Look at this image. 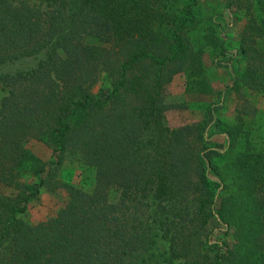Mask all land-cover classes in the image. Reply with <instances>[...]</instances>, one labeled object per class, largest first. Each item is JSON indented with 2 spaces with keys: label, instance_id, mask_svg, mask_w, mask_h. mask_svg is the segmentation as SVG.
<instances>
[{
  "label": "trees",
  "instance_id": "16d2710c",
  "mask_svg": "<svg viewBox=\"0 0 264 264\" xmlns=\"http://www.w3.org/2000/svg\"><path fill=\"white\" fill-rule=\"evenodd\" d=\"M161 1L0 0V264H264V110L247 105L239 131L228 130L239 153L226 164L252 198L238 259L210 244L217 215L232 225L209 169L228 178L205 159L202 124L165 119L177 108L167 87L192 61L200 0L183 16ZM248 3L236 82L264 95V0ZM32 138L49 158L29 151ZM68 157L95 168L91 193L59 181ZM43 188L66 189L69 202L31 225L22 215Z\"/></svg>",
  "mask_w": 264,
  "mask_h": 264
},
{
  "label": "rangeland",
  "instance_id": "374dc122",
  "mask_svg": "<svg viewBox=\"0 0 264 264\" xmlns=\"http://www.w3.org/2000/svg\"><path fill=\"white\" fill-rule=\"evenodd\" d=\"M27 1L41 8L45 5L42 0ZM188 2L189 0H164L160 2V6L167 14L183 16ZM253 10L248 0H200L197 21L187 32L193 43V57L188 66L189 70L176 76L166 90L167 102L170 105H177V108L166 113L168 125L171 128H179L202 124L209 147V151L204 154L205 159L212 160L218 169H223L224 178H228L227 182H222V175L209 169V178L216 188L217 197L221 195L220 201L223 200L227 204L231 217H228V221L232 225L229 230L226 222L217 215L210 224L212 231L210 244L214 248H223L224 252L227 246L230 249H238V259L240 254L245 258L241 236L245 235V230L248 233L254 229L251 224L252 198L242 187L243 180L238 171L226 163H233L239 153L237 149L229 152L231 139L228 130L239 131L241 125L239 118H245L247 105L264 110V95L236 82L242 65L238 56L240 55L238 43L245 35ZM88 43L100 44L94 38H89ZM103 79L104 76L94 87V92L99 90ZM3 91L4 89L0 87V98L4 95ZM26 146L36 156L49 158V149L37 139H30ZM223 156H226V160ZM226 165L227 167H223ZM95 177L94 167L83 165L77 159L68 157L59 171L58 179L91 193ZM27 179L29 177L25 173L18 178V182H25ZM118 196L117 188L110 191L111 201H115ZM68 202L69 194L66 189L57 188L52 191L43 188L39 198L31 201L28 211L22 218L31 225L47 222L57 217ZM225 210L228 213L227 208ZM215 253L213 252V255Z\"/></svg>",
  "mask_w": 264,
  "mask_h": 264
}]
</instances>
